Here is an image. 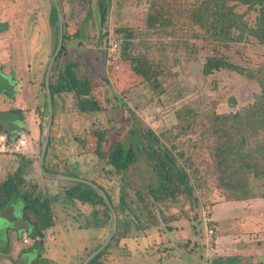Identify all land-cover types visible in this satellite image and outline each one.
Instances as JSON below:
<instances>
[{"label": "rangeland", "instance_id": "obj_1", "mask_svg": "<svg viewBox=\"0 0 264 264\" xmlns=\"http://www.w3.org/2000/svg\"><path fill=\"white\" fill-rule=\"evenodd\" d=\"M202 1L162 0L170 10L157 15L156 22L151 21L154 0H110L100 24L96 0H0V23L6 25L0 33V65L3 73L14 75L17 90L13 100L0 95V111L24 113L16 141L0 135V182L17 173L24 179L22 192L48 202L52 222L31 238L21 232L28 226L22 200L0 208V247L7 249L0 251V264H81L112 232L109 210L100 203L68 200L65 191L74 182L48 179L39 169L48 118L43 80L59 35L52 20L56 5L69 37L49 81L55 84L67 62L77 63L76 74L89 80V95L102 111L80 113L72 93L55 94L44 169L97 184L110 195L119 223L96 263L203 264L205 228H212V240L228 239L226 248L243 264H264V198H230L217 181L212 133L216 115L249 109L262 87L227 70L202 73L205 61L219 52L237 66L259 70L264 79V45L251 37L220 44L212 30L189 16ZM228 5H236L234 11L255 26L258 10L248 11L238 0ZM126 43L131 56L150 59L154 79L132 73L123 58ZM99 131L105 135L98 139ZM112 137L122 142L123 153L131 152L134 163L125 171L115 172L96 156L97 145L107 150ZM174 173L184 175V183L162 190ZM248 184L259 196V182L249 176ZM226 202L229 209L221 204ZM25 214L34 220L30 209Z\"/></svg>", "mask_w": 264, "mask_h": 264}, {"label": "trees", "instance_id": "obj_2", "mask_svg": "<svg viewBox=\"0 0 264 264\" xmlns=\"http://www.w3.org/2000/svg\"><path fill=\"white\" fill-rule=\"evenodd\" d=\"M228 1L229 0H204L194 10L193 14L189 13V16H191L192 22L199 25L200 28L212 30L213 32L211 33L213 36L224 46H227L226 44L229 41L232 42L242 37L254 38L259 45H264V0H238L240 4L247 6L248 11L258 10L259 18L254 27H249L244 22L243 14H238L234 11L236 5H228ZM109 2L110 0H96L100 24H102L106 18ZM154 2L152 4V9L155 16L151 21L157 22V15L167 13L170 9L162 0H154ZM52 20L53 22H57L55 6L52 8ZM5 29L6 25L0 23V33L4 32ZM232 30L237 31V37L232 36ZM68 37L69 36L63 31V45H61L55 61H57L64 52V41ZM128 45L129 43H126L122 46L123 58L125 61L129 62L132 73L135 76L142 77L145 81L154 79L156 77V72L150 59L144 56H131L127 53ZM52 67L51 71L53 70ZM77 67V63L71 61L67 62L63 66L62 71L57 73L58 77L55 84L50 83L49 74L48 81L51 95L52 118L54 113V95L59 93H72L80 113H98L102 111L100 103L89 95L91 91L89 80L76 74L75 69ZM220 70L235 72L250 79H255L261 84L262 88L260 95L256 96L254 103L249 106V109L243 112H237L234 115H216L213 118L212 123L214 127L212 133L217 139L214 150L215 167L218 172L217 181L222 187H225L231 192L230 198L233 201H243L255 197L264 198V79L262 77L259 78V70L255 72L246 70L229 62L224 55L216 52L214 56L209 57L205 61L202 73L204 75H210ZM16 91L14 75L12 73H3L2 66L0 65V95H3L6 99L13 100ZM23 115V111L18 108L0 111V135H4L7 142L16 141L19 133L24 129ZM97 135L99 139V137L104 136L105 133L99 131ZM113 138L114 137H112V144L107 150H102V148L97 145L95 149L96 156L104 164L114 168L115 172L125 171L130 164L134 163L131 152L127 151L123 153L122 142ZM49 146L50 139L48 140L42 163L43 171H45L44 163L48 155ZM158 169V177L163 179V172L160 171V168ZM183 176L184 175L180 173H174L162 187V190H166L169 184L172 185L174 182L179 183L180 180L182 185L185 181V177ZM249 176L259 182V196H254L252 190L249 188ZM23 184L24 179L19 177L17 173H15L13 177H7L5 181L0 182V208L3 209L11 202H21L22 200L24 209L22 217L33 227V233L31 232L27 235L34 238V232L41 233L52 225L49 216H47L48 202H40L38 198L31 199L30 193L22 192L20 186ZM97 186L104 192L110 206L114 212H116L110 195L101 186ZM175 189L177 190V187H175ZM186 190H188L190 195L192 190L189 187H186ZM65 193L68 200H77L82 204L100 203L104 206L106 211H108V207L100 195L85 183L74 182L73 186L67 189ZM26 209L32 211L34 220H31L30 216L25 214ZM119 209L122 212L123 205H119ZM116 218L118 227L119 218L117 215ZM34 250V248L31 249V253L29 254L31 255ZM104 250L105 248L91 258L87 264H97L96 262L104 253ZM0 251L6 252L7 249H2L0 247ZM90 254L88 256H90ZM22 255L23 253L20 254L21 257ZM243 262L244 260L242 261L239 256H225L215 258L213 264H243Z\"/></svg>", "mask_w": 264, "mask_h": 264}, {"label": "water", "instance_id": "obj_3", "mask_svg": "<svg viewBox=\"0 0 264 264\" xmlns=\"http://www.w3.org/2000/svg\"><path fill=\"white\" fill-rule=\"evenodd\" d=\"M55 9H56V13H57V22H58V33H59V35H58V42H57L56 48L54 50V53H53L48 65H47L45 78H44V88H45L46 107H47V117L48 118H47V124H46L44 132H43L42 142H41V147H40L39 169L42 172L43 176L48 178V179L65 180V181H72V182H81V183H85V184L89 185L90 187H92L100 195V197L103 199V201L107 205L108 210L111 213L112 232L109 235V237L104 241V243L97 250H95L85 261H83L81 263V264H87L88 261L91 258H93L97 253H99L100 251H102L105 248L107 243L113 237V234H114V232L116 230V227H117V218H116L115 212L112 209V207L110 206V204H109L104 192L97 185H95V184H93L91 182H87V181H82V180H78V179H74V178H68V177H62V176L55 175V174H52V173H46L42 169V163H43L45 150H46V147H47V144H48V140H49V131H50V126H51V122H52V105H51V95H50L48 78H49V73H50V69L52 67V64L55 61L56 56L58 55V53L60 51V48H61V45H62V33H63L61 16H60L59 9H58L57 5L55 6ZM14 227H17V226H14ZM31 229L32 228H31V226H29V223H28V226H26V228L21 230V232L24 231L26 233H30Z\"/></svg>", "mask_w": 264, "mask_h": 264}, {"label": "built area", "instance_id": "obj_4", "mask_svg": "<svg viewBox=\"0 0 264 264\" xmlns=\"http://www.w3.org/2000/svg\"><path fill=\"white\" fill-rule=\"evenodd\" d=\"M213 235L214 230L212 228H205L206 237L203 242V264H213L214 259L219 256L215 241L212 240Z\"/></svg>", "mask_w": 264, "mask_h": 264}, {"label": "crops", "instance_id": "obj_5", "mask_svg": "<svg viewBox=\"0 0 264 264\" xmlns=\"http://www.w3.org/2000/svg\"><path fill=\"white\" fill-rule=\"evenodd\" d=\"M221 204H225L224 206H225V209H229L230 207V205H227V204H229V202H226V203H221ZM220 204V205H221ZM219 205V206H220ZM230 210H232V209H230ZM213 220V219H212ZM229 220V219H228ZM230 220H233V219H230ZM214 222L215 223H217L218 224V221H216V220H214ZM231 224H232V222H227V227L228 228H230V226H231ZM33 230V229H32ZM32 232V231H31ZM28 234V233H27ZM215 244H216V246H217V248H218V251L220 250V255L218 256V257H225V256H233V253H230V251H228V249L226 248V246L227 245H229V241H228V239H225V237H220V238H217L216 239V242H215ZM226 250H225V249ZM34 253V252H33ZM28 261H32L33 260V255L31 254V256H26L25 257Z\"/></svg>", "mask_w": 264, "mask_h": 264}, {"label": "flooded vegetation", "instance_id": "obj_6", "mask_svg": "<svg viewBox=\"0 0 264 264\" xmlns=\"http://www.w3.org/2000/svg\"><path fill=\"white\" fill-rule=\"evenodd\" d=\"M93 252H94V251H93ZM93 252H92V253H93ZM92 253H91V254H92ZM91 254H90V255H91Z\"/></svg>", "mask_w": 264, "mask_h": 264}]
</instances>
